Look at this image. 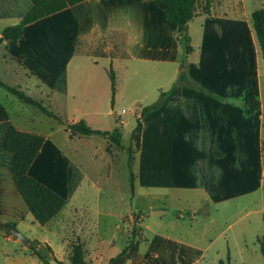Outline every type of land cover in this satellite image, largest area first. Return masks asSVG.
I'll use <instances>...</instances> for the list:
<instances>
[{
    "label": "crops",
    "instance_id": "obj_1",
    "mask_svg": "<svg viewBox=\"0 0 264 264\" xmlns=\"http://www.w3.org/2000/svg\"><path fill=\"white\" fill-rule=\"evenodd\" d=\"M31 5V0H0V35L6 26L18 23ZM73 6L27 24L18 41L1 42L0 68L8 75L18 71L35 74L39 67L56 69L58 73L51 86L67 97L76 96L78 115H92L100 101L112 98L109 67L105 68L100 58L115 69V96L120 88L160 94L161 90L170 89L182 72L211 90L209 93L184 84L177 97L167 94L163 104L153 110L161 111L155 127L157 138H161L158 147L165 145L172 151L154 161L159 165V173L153 172L152 184L159 189L163 201L158 210L152 208L157 211L158 222L154 228L143 226L141 238L125 254L109 256L114 257L111 264L207 263L212 243L224 232L217 231L214 212L223 209L238 219L261 213L264 219V103L248 114L242 100L244 91L252 87L246 86L248 81L263 75L258 66L260 46L256 33L251 36L254 56L245 53L242 57L235 19L227 17V30L212 29L209 19L218 18L216 5H212L210 13L198 9L199 13L188 22V29L193 42L191 28L200 20L197 22L201 25V37L196 45L193 43L192 52L185 54L165 13L154 0H83L76 3V20L82 19L88 26L84 32L82 23L76 26V38L67 48L63 41L47 35L43 44H35V31L39 24L47 23L44 18L63 10L75 13L69 9ZM85 35H90L87 40L82 38ZM75 57L76 93L67 80L68 65ZM10 124L38 131L18 125L11 118L0 122V223L14 222L18 227L32 213L12 177L13 154L3 146ZM64 128L65 124L59 122L44 134L46 140L29 173L67 199L66 205L45 224H64L74 238L92 243L99 235L90 206L76 205V218L69 220L64 211L69 204L64 188L39 167L48 159L64 156L52 139L56 131ZM83 140L87 143L89 139ZM107 142L108 147V139ZM169 202L173 206H168ZM44 242L49 246V240ZM42 244L36 243L38 248ZM97 245L98 253H103ZM31 254L37 256L33 251ZM25 258L15 259L4 249L0 252V260L7 264H23Z\"/></svg>",
    "mask_w": 264,
    "mask_h": 264
},
{
    "label": "rangeland",
    "instance_id": "obj_2",
    "mask_svg": "<svg viewBox=\"0 0 264 264\" xmlns=\"http://www.w3.org/2000/svg\"><path fill=\"white\" fill-rule=\"evenodd\" d=\"M202 3L204 1L199 3V9ZM213 5H216L215 15L218 18L209 19L211 28L222 27L227 30L225 29L229 27L227 17L234 18L235 28L239 27L240 30L242 57L245 53L254 56L251 36L255 30L251 14L256 9L264 7V0H213ZM73 7L69 9H73L75 13L63 10L44 18L43 21L47 23L39 24V28L35 31V44H41L47 35L50 39L63 41V45L67 48L76 38V26L79 23H82V32H84L88 24L82 19L76 20V4ZM197 21L200 22L196 20L191 28L194 38L192 45H196L201 37L199 33L201 25ZM89 36L85 35L82 38L87 40ZM257 54L258 66L263 75L261 78L251 79L252 81H248L246 86L254 87L260 103H264V59L259 48ZM103 62H105V68L110 66L106 60L100 58V63ZM37 72L25 75L23 71H18L16 74L8 75L4 74L0 68V77L10 84L20 85L33 97L43 99L50 109L62 115L65 120L77 121L84 118L94 128L103 130H112L115 126H120L121 143L124 147L109 143L111 150H108L107 139L99 134H93L87 138L72 135L68 128L56 131L52 139L64 156L59 155L53 161L48 159L46 164L41 165L38 161L39 167L46 170L47 175L54 177L53 179L64 188L62 190L69 198L68 208L64 211L69 220L76 218V205L90 206L97 222L99 236L93 238L92 243H85L74 238L64 224L59 227L40 224L35 222L33 215L30 214L18 225V229L30 239L32 238V245L30 242L22 243L8 229L0 227V252L4 249V252L12 254L15 259L25 256L26 260L23 264H111L114 257L110 259L109 256L120 252L131 239L132 232L135 231L134 241L137 242L141 238L143 226L146 228L148 225L154 228L158 222L157 211H152V208L155 207V210H158L163 201L158 194L159 189L152 184L153 172L159 173V165L154 161L156 158L164 157L165 152L172 153L171 149L165 145L158 147L161 138H157L155 127L161 111H151L142 117L144 123L142 146L134 152L133 181L127 148L131 144V133L137 118L141 115L142 106L154 102L159 94L155 91L139 92L120 88L113 104L112 98L110 101H100L94 114L78 115L76 96L67 97L54 85L51 86V81L58 73L56 69L39 67ZM67 72V80L76 93V83H74L76 57L69 63ZM36 84L40 86L36 87ZM0 102L5 104L14 123L33 128L43 134H48L52 126L59 123L56 118L48 116L35 106L20 101L18 97L2 87H0ZM83 139L89 140L83 143ZM173 204V202L167 203L168 206ZM214 213L217 218L214 224L217 231L224 230V232L212 243L207 263L204 264H264V234H262L264 219L261 213L248 214L240 219L234 213L223 209ZM147 232L151 233L150 230ZM45 239L50 241L49 246L44 242ZM37 242L43 243L39 251L48 263L39 259L38 255L31 254L32 247H37ZM97 244L103 253H98ZM147 263H150V260H147ZM0 264L7 263L1 259Z\"/></svg>",
    "mask_w": 264,
    "mask_h": 264
},
{
    "label": "trees",
    "instance_id": "obj_3",
    "mask_svg": "<svg viewBox=\"0 0 264 264\" xmlns=\"http://www.w3.org/2000/svg\"><path fill=\"white\" fill-rule=\"evenodd\" d=\"M80 1L83 0H31L32 5L21 20L3 29L0 35V43L4 40L18 41L23 36L24 28L27 24ZM201 1H204V3H202L200 11L210 13L213 0H154L155 4L165 13L170 28L177 34L178 40L184 47L185 54L193 50L188 22L199 13L198 7ZM251 21L264 59V7H260L252 12ZM108 75L111 80L113 92L111 102L113 104L116 91V72L112 65L108 68ZM184 84L200 88L205 92H212L193 80L186 72H182L170 89L161 90L159 97L154 102L142 106L141 115L137 118V123L131 133V144L127 148L129 151V166L131 168L132 181L135 176L132 170L135 159L134 152L139 150L141 146V136L144 125L142 117L159 108L163 104L167 94L170 93L172 96L176 95L177 97ZM0 87L14 94L20 101L35 106L48 116L56 118L59 122L65 124L72 135L99 134L107 138L110 144L124 147L121 143L122 131L120 126H115L112 130H103L94 128L84 118L71 122L65 120L62 115L50 109L44 103L43 99H38L30 95L20 85L10 84L0 77ZM242 100L244 102L245 111L248 114L254 113L261 106L254 87H249L244 91ZM115 113L116 112H114V114ZM9 118L10 114L7 107L0 102V122L8 120ZM45 140L46 136L40 132L23 130L14 124H10L6 130L3 142L4 148L13 154L11 164L13 180L31 211L34 221L40 224H45L51 220L67 203V199L64 196L29 173V169L39 154ZM107 149L111 150V146H108ZM4 225V228L7 229L15 225V223L5 222ZM134 236L135 231L132 232L131 239L118 253V256L125 254L131 246L138 242L134 241ZM32 248L33 252L38 255L41 260L48 263L45 257L40 253L38 247L33 246Z\"/></svg>",
    "mask_w": 264,
    "mask_h": 264
},
{
    "label": "water",
    "instance_id": "obj_4",
    "mask_svg": "<svg viewBox=\"0 0 264 264\" xmlns=\"http://www.w3.org/2000/svg\"><path fill=\"white\" fill-rule=\"evenodd\" d=\"M1 226H5L4 223H0ZM9 232L17 236L20 241L24 244H28L30 242V238L27 237L17 226L13 225L7 228Z\"/></svg>",
    "mask_w": 264,
    "mask_h": 264
}]
</instances>
